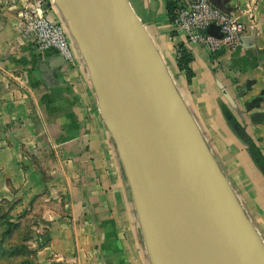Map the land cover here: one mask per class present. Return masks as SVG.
Masks as SVG:
<instances>
[{"label":"crops","instance_id":"0c3cea01","mask_svg":"<svg viewBox=\"0 0 264 264\" xmlns=\"http://www.w3.org/2000/svg\"><path fill=\"white\" fill-rule=\"evenodd\" d=\"M31 1L0 0V196L36 213L39 261L150 264L82 55L74 45L68 64L20 32L18 11ZM165 1L129 0L264 241V175L222 110L264 153V0L227 2L246 27L238 46L217 53L173 31ZM46 15L65 27L54 5ZM179 43L192 55L189 80Z\"/></svg>","mask_w":264,"mask_h":264},{"label":"water","instance_id":"95a60500","mask_svg":"<svg viewBox=\"0 0 264 264\" xmlns=\"http://www.w3.org/2000/svg\"><path fill=\"white\" fill-rule=\"evenodd\" d=\"M209 1L230 13L229 0ZM49 4L86 64L149 263L264 264L262 237L129 0Z\"/></svg>","mask_w":264,"mask_h":264},{"label":"built area","instance_id":"2783aa9c","mask_svg":"<svg viewBox=\"0 0 264 264\" xmlns=\"http://www.w3.org/2000/svg\"><path fill=\"white\" fill-rule=\"evenodd\" d=\"M47 0H32L18 11L20 32L32 40L39 51L55 50L61 59L73 64V45L65 27L46 15ZM252 19V12L248 11ZM171 29L209 53L229 50L240 44L246 25L231 12L215 7L209 0H179L170 21ZM213 28L214 32L209 30Z\"/></svg>","mask_w":264,"mask_h":264},{"label":"rangeland","instance_id":"374dc122","mask_svg":"<svg viewBox=\"0 0 264 264\" xmlns=\"http://www.w3.org/2000/svg\"><path fill=\"white\" fill-rule=\"evenodd\" d=\"M34 216L30 209L0 196V264H49L36 256L42 241L34 237Z\"/></svg>","mask_w":264,"mask_h":264},{"label":"trees","instance_id":"16d2710c","mask_svg":"<svg viewBox=\"0 0 264 264\" xmlns=\"http://www.w3.org/2000/svg\"><path fill=\"white\" fill-rule=\"evenodd\" d=\"M179 0H166L165 6L168 14V20L171 21L174 15L175 8L177 7V3ZM176 57H177V67L179 70L184 71L186 78L189 80L192 76V70L190 67V62L192 60L191 53L183 46L182 43L177 45L176 49ZM222 110L227 117L230 124L235 128L238 136L246 143L247 150L250 153V156L256 166L262 171L264 175V153L258 146V144L247 135L240 124L236 121L234 116L228 110L227 107L222 106Z\"/></svg>","mask_w":264,"mask_h":264}]
</instances>
